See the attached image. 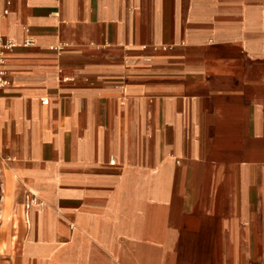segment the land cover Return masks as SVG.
I'll return each mask as SVG.
<instances>
[{
  "label": "crops",
  "instance_id": "obj_1",
  "mask_svg": "<svg viewBox=\"0 0 264 264\" xmlns=\"http://www.w3.org/2000/svg\"><path fill=\"white\" fill-rule=\"evenodd\" d=\"M23 26L0 264H264V0H0Z\"/></svg>",
  "mask_w": 264,
  "mask_h": 264
},
{
  "label": "built area",
  "instance_id": "obj_2",
  "mask_svg": "<svg viewBox=\"0 0 264 264\" xmlns=\"http://www.w3.org/2000/svg\"><path fill=\"white\" fill-rule=\"evenodd\" d=\"M8 13L7 9L3 10V15H6ZM22 30L27 36L22 40L20 43H16L11 39H6L2 44H0V86H5L7 84V80L4 76V71H3V65L5 62V54L7 51L16 48V47H30L34 46L35 42L34 39L31 36H28L29 30L26 26L22 27ZM42 102H46L45 100H42ZM31 205H39V206H44V203L39 201L35 196L31 194H27L25 198V208H29Z\"/></svg>",
  "mask_w": 264,
  "mask_h": 264
}]
</instances>
